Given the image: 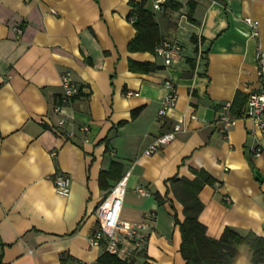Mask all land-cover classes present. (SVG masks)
<instances>
[{
	"label": "crops",
	"instance_id": "crops-1",
	"mask_svg": "<svg viewBox=\"0 0 264 264\" xmlns=\"http://www.w3.org/2000/svg\"><path fill=\"white\" fill-rule=\"evenodd\" d=\"M129 1L0 0V264H93L103 249L88 242L92 211L124 175L121 217L151 227L145 249L127 257L133 264H186L175 217L184 218V180L199 171L212 178L197 191L208 236L225 227L264 235L263 133L248 118L224 132L216 122L224 102L258 87L264 0H145L162 39L182 44L170 65L155 51L129 50ZM246 16L258 21V35ZM63 71L82 93L58 112ZM167 78L177 97L161 116ZM176 123L183 129L172 140L145 152ZM111 162L119 166L104 188L100 172ZM57 170L71 178L66 196L54 189ZM237 248L238 264H250L247 247Z\"/></svg>",
	"mask_w": 264,
	"mask_h": 264
},
{
	"label": "built area",
	"instance_id": "built-area-1",
	"mask_svg": "<svg viewBox=\"0 0 264 264\" xmlns=\"http://www.w3.org/2000/svg\"><path fill=\"white\" fill-rule=\"evenodd\" d=\"M158 6V4H155ZM245 21L251 27L252 35H258V21L246 16ZM17 33L22 32L21 27H16ZM182 44L174 39H162L155 48V53L161 58L164 65H170L171 62L180 55ZM202 52L198 49L196 58H201ZM257 60V75L258 87L249 92L246 102L241 108L238 116L229 113L230 102H224L221 105L216 122L220 131H226L228 127L233 125L237 118L243 117L250 119L253 124L263 133L264 138V52L258 48L256 54ZM167 92L161 100V105L158 109L159 115H167L176 101L177 88L175 83L167 78L164 81ZM62 92L60 102L55 106V110L63 112L64 105L72 100L80 91L79 84L75 81L70 71L61 73ZM129 94H131L129 92ZM134 94H137L136 92ZM63 123V120H60ZM88 126H81L82 131H88ZM183 128L179 123L155 137V139L147 146L145 152L150 154L160 149L164 144L172 140L178 131ZM262 146H257L255 152H259ZM127 175L122 176L110 190L96 204L92 213L97 222V228L88 235L90 246L101 247L104 251L116 254L122 259H127L128 255L134 252H141L145 249L150 234V223L147 218L141 220H129L121 217V209L126 190ZM52 181L54 189L58 194L68 195L70 192L71 178L70 176L57 170ZM135 190L141 195L149 194V190L143 185H136Z\"/></svg>",
	"mask_w": 264,
	"mask_h": 264
},
{
	"label": "trees",
	"instance_id": "trees-1",
	"mask_svg": "<svg viewBox=\"0 0 264 264\" xmlns=\"http://www.w3.org/2000/svg\"><path fill=\"white\" fill-rule=\"evenodd\" d=\"M170 2L171 0H165L163 6H168ZM129 3L132 7L129 17L132 18L135 27V36L128 43L129 50L154 52L162 41V36L153 13L145 8V0H130ZM173 3L172 6L175 8L181 6L180 2L174 1ZM193 39L196 40L195 37ZM130 67L144 71L156 68L155 65L148 62H131ZM80 93L82 92L79 91L78 94ZM247 97L248 95L246 98L242 96L243 99H240V95L237 94L230 102L229 111L238 116ZM117 166H119L117 162H111L109 169L101 170L100 184L102 187L106 188L105 179L112 175ZM119 176L120 174H118ZM208 182H212V178L203 171L197 172L196 177L191 181L184 180L183 188L188 191L182 197L184 218L180 221L175 217V222L179 225L181 232L180 252L185 263L238 264L241 251L237 246L242 244L247 247L250 264H264V235L261 236L251 231L242 235L230 227H225L219 238L207 235L205 225L198 219L202 203L197 196V191L204 183ZM133 262L134 259H122L116 254L103 250L93 264H133ZM59 264H63V260Z\"/></svg>",
	"mask_w": 264,
	"mask_h": 264
},
{
	"label": "rangeland",
	"instance_id": "rangeland-1",
	"mask_svg": "<svg viewBox=\"0 0 264 264\" xmlns=\"http://www.w3.org/2000/svg\"><path fill=\"white\" fill-rule=\"evenodd\" d=\"M240 257H241V256H240ZM240 257H239V259H240ZM239 259H238V260H239Z\"/></svg>",
	"mask_w": 264,
	"mask_h": 264
}]
</instances>
